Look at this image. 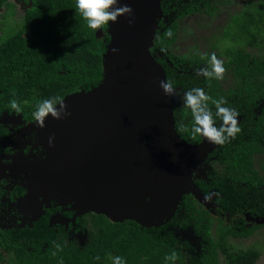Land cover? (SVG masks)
Instances as JSON below:
<instances>
[{
	"label": "trees",
	"instance_id": "1",
	"mask_svg": "<svg viewBox=\"0 0 264 264\" xmlns=\"http://www.w3.org/2000/svg\"><path fill=\"white\" fill-rule=\"evenodd\" d=\"M233 1L163 0L164 14L174 13L175 19L167 26L160 20L152 52L166 48L168 58L174 61L170 66L165 57H157L166 70L167 80L172 81L174 88L180 87L174 106L176 128L182 137H190L192 141L202 139L191 134L193 118L190 110L183 107V94L194 87L203 88L213 100L223 97L224 106L239 113L241 131L215 152L223 166L207 188L219 191L218 201L230 213L264 214V173L256 166V155L264 154V53L256 55L245 49L247 45L257 46L260 40L264 42V2L233 14L222 35L228 44L221 53L214 52L217 57L223 55L227 59L223 65L231 70L235 80L231 87L224 88L221 81L208 80L197 72L178 71L177 67L185 64L207 67L213 52L171 50L179 20L200 8L214 15ZM23 2L29 5L25 15L17 27L13 26V33L0 42V105L11 110L10 101L16 99L25 119L33 120L38 102L51 97L62 99L102 81L103 55L110 34L108 25L100 30L89 29L75 10V0ZM169 30L173 33L171 38L166 35ZM99 31L105 35L99 36ZM208 103L216 126L220 127L222 121L215 116V106L211 100ZM214 221L215 216L189 195L184 196L176 215L158 227H146L134 219L113 222L103 214L81 216L77 219L78 226L88 235L83 246L65 234L54 238L53 228L42 220L33 227L0 230V245L4 247V252L0 251V264H111L109 255L123 257L126 264H166L165 257L173 250L178 259L167 264H258L263 254L258 242L237 248L229 241L239 234H253L258 225L248 227L244 221L238 231L222 218ZM189 225H194L201 237L198 248L177 237V230ZM45 242L48 246L41 251ZM55 243L62 250L57 251ZM54 251L56 255L52 254ZM221 251L225 253L221 255ZM2 255L12 256L5 261ZM97 256L101 259L96 260Z\"/></svg>",
	"mask_w": 264,
	"mask_h": 264
},
{
	"label": "water",
	"instance_id": "2",
	"mask_svg": "<svg viewBox=\"0 0 264 264\" xmlns=\"http://www.w3.org/2000/svg\"><path fill=\"white\" fill-rule=\"evenodd\" d=\"M162 1L119 0L134 10L135 22L130 26L125 16L109 22L102 81L61 99L70 116L45 120L38 133L43 151L27 162L31 176L28 186L23 184L25 202L38 201L30 226L45 212L44 204L53 202L113 222L134 219L158 227L175 215L184 194L193 192V173L215 145L181 136L176 96L159 86L167 80L166 70L151 49L160 20L167 17Z\"/></svg>",
	"mask_w": 264,
	"mask_h": 264
},
{
	"label": "flooded vegetation",
	"instance_id": "3",
	"mask_svg": "<svg viewBox=\"0 0 264 264\" xmlns=\"http://www.w3.org/2000/svg\"><path fill=\"white\" fill-rule=\"evenodd\" d=\"M152 53L155 55L156 58L158 57L156 52ZM12 116L15 119L17 117L20 122L24 124V126L17 127L16 124L14 127V131H12L11 122L9 120H5L6 118ZM240 120L241 116L239 115L238 123L240 122ZM34 121V119L26 120L22 112L17 114L13 110H9L8 108H2V106L0 107V230L3 232H7L13 229H24L28 227H33L34 224L38 221L43 220L45 222L47 220L48 228H53L52 235H55L54 238L59 237L61 234H65L68 239H72L69 233L70 231H73L74 233H83L81 227L78 226L77 219L85 215L89 217L91 213L95 212L90 211L82 213L81 215H76L74 222L70 221L69 223L64 224V222H60V218L62 217V215L68 219H71L76 214V211L70 209L71 204L62 206L59 204L55 205L52 202V205L50 207H47L44 204L43 208L45 212L40 215V217L36 221L33 222L32 226H30V224L28 223L29 219L33 217L32 215H34V211H38L39 208H35V206L38 204V201L36 200L32 201L34 203L25 202L24 197L28 191L26 186H28V179L31 176V170H29L30 165L27 162L29 160H33L34 156H40L39 154L43 151V146L41 144H37L35 145V147L33 144H26L22 152L21 147L18 144L21 142L19 137L22 135L23 132L27 134L28 132L34 131L28 128L29 124H32ZM237 136L238 135H236V137ZM31 138L33 137L31 136ZM186 140L192 143H198L202 139L200 141H192V139L189 137ZM13 145H17V147H14ZM220 146L221 145L213 146V150L211 152H208L205 160L201 163L200 166H198L197 170L194 171L192 177L193 183L191 185L194 190L193 192L190 191L189 193H185L184 196H192L193 199L197 201L199 205H202L206 210L209 211L212 216H215L214 223H217L218 218H222L228 224H233L238 231H241V226L244 224V221L246 222V225L248 227L252 225H258L259 228L254 231V233L251 235L241 236L239 234L238 236L229 238V241H232L233 238L237 240V242L240 244L244 240L254 238L259 230L264 229V222H258V219H255L256 217H259L261 220H263L264 214L251 213L250 211H244V214L237 213L236 211L230 213L227 209L222 206L220 201H218L217 197L213 196L211 201H207L205 199L206 195H209L211 193H219V191L215 189V187L207 188V186L211 185L212 180L215 178V174L219 173L223 166V164L217 159L218 154L215 153L216 151L221 150ZM257 156L259 155H256V158ZM216 163L217 166L214 165ZM23 184L26 186H24ZM199 196L204 198L205 201H201L199 199ZM59 214H62L61 217ZM55 218L58 219L56 220ZM53 219L56 220V222H53ZM192 221L195 220L193 219ZM74 225L77 226L74 227ZM214 225L216 226V224ZM214 225L213 228L215 227ZM185 229H192V233H194L195 235L196 242L192 244V241H189V239H185L183 237H180V239L182 241H187L194 246L197 243V245L199 246L201 244V237L200 235L196 234L194 225H189L185 228H182V230ZM47 246L48 242H45L42 245L41 251H43ZM0 251L4 252V247L1 245ZM224 253L225 252L223 251L220 252L221 255H223ZM2 257L5 258V261L11 258L6 255H2Z\"/></svg>",
	"mask_w": 264,
	"mask_h": 264
},
{
	"label": "clouds",
	"instance_id": "4",
	"mask_svg": "<svg viewBox=\"0 0 264 264\" xmlns=\"http://www.w3.org/2000/svg\"><path fill=\"white\" fill-rule=\"evenodd\" d=\"M75 10L80 14L81 18L86 22L89 29L100 30L109 25V22L116 23L118 18L125 16L128 18V23L131 26L134 24V10L127 4L121 5L119 0H75ZM166 35L171 38L173 33L169 30ZM118 49L113 48L112 52L116 53ZM166 48H161V52H165ZM226 69L223 61L218 59L213 52L208 61V66L200 68L197 75H202L208 80L215 79L222 81L225 77ZM163 93L169 97L177 96L178 93L173 86L171 80H161L159 82ZM183 107L189 109L193 118L191 126V134L193 137L200 136L213 145H224L231 139H235L236 135L241 131L238 126L239 113L233 109L224 106L226 100L223 97L213 100L207 95L203 88L194 87L185 92L182 96ZM215 106V116L222 121L220 127L216 126V121L213 117L212 109L209 107V101ZM9 107L15 113L19 114L22 108L16 99L10 101ZM68 105L59 97H51L38 102L35 110L32 113L36 126L40 129L46 127L45 120L51 116L55 120H62L71 115L67 110ZM35 141V133L32 134ZM54 136L49 137L48 143L50 147H54ZM46 157H41L45 159ZM219 193H211L205 196L207 201H211L213 196L219 197ZM54 247L57 251L62 250L59 243H55ZM56 255L54 251L52 253ZM96 260L101 257L97 256ZM111 264H126L123 257L111 255L108 256ZM178 259L175 250L170 255L165 257L166 264L168 261H176Z\"/></svg>",
	"mask_w": 264,
	"mask_h": 264
},
{
	"label": "rangeland",
	"instance_id": "5",
	"mask_svg": "<svg viewBox=\"0 0 264 264\" xmlns=\"http://www.w3.org/2000/svg\"><path fill=\"white\" fill-rule=\"evenodd\" d=\"M258 2H264V0H234L232 5H230L229 7H224L222 11L214 15H210L209 13L204 11L203 8L202 9L200 8V10L194 14L186 15L181 20H179L177 38L171 50H173L175 53H183V52H187L188 50L189 53L192 50H197L201 54L205 52L221 53L223 47H225L228 44L226 39H222V35L224 33V28L226 24L232 21L231 20L232 15L239 14L246 7L252 6L253 4H257ZM28 6L29 5L25 4L23 0H3V1L0 0V41L8 37L9 34L13 33L12 32L13 26L17 27L19 25L20 18L25 15ZM174 19L175 17L173 13L171 15H167V17L162 18V21L165 23V26H167L170 25ZM98 33L99 36L101 37L105 35L101 31H99ZM245 49L246 51L256 55L260 53L263 54L264 42L263 40H260L257 46L247 45ZM167 51L168 50H166L165 52H161V50H159L157 51V56L165 57L168 60L170 66H173L174 61L168 58ZM217 58L222 60L223 62L227 60L226 57L223 55H220ZM203 67H205V65H203L202 68ZM177 69L180 72L188 71V72L196 73L199 71L200 66H198L197 64H194L192 66L190 64H185L182 66H178ZM234 81L235 80L231 73V70L226 69L225 77L221 81L222 86L224 88H229L234 84ZM177 99L178 98L176 97V101ZM5 120L7 121L9 120L11 122L12 131H14V127L16 124L17 127L24 126V124H22V122H20V120L17 117L15 119L12 116L6 118ZM28 128L36 132L31 131L28 132L27 134L23 132L22 135L19 137L21 142L18 145L21 147L22 152L26 144H33L34 146L37 144H41L40 143L41 137L38 136V133H40V128L36 126V122L33 124H29ZM33 133H35L36 135L35 141H33L34 138H31ZM13 146L17 147V145H13ZM214 165L217 166V163ZM256 166L257 168H259V170H261L264 173V154L257 156ZM75 213L76 214L71 219H68L64 217L62 214H59L60 217L62 215L61 218L59 217L61 219L60 222L62 223L64 222V224L65 223L67 224L70 221L74 222L75 216L81 215L79 211ZM55 219L57 220L58 218ZM255 219H258V222H264V219L261 220L259 217H256ZM56 220L53 219V222H56ZM76 226L77 225H74V227ZM263 230L262 229L259 230L254 238L244 240L240 244L237 242V240L233 238L231 243L237 248H247L251 246L254 242H258L263 249V254L258 264H264V231ZM69 233L72 239L73 238L76 239L81 246H83L88 239V235L85 232L74 233L73 231H70ZM177 237L179 238L183 237L185 239H189V241H192V244L196 242V238L194 233H192V229L177 230ZM195 246L197 248L198 246L197 243L195 244Z\"/></svg>",
	"mask_w": 264,
	"mask_h": 264
}]
</instances>
